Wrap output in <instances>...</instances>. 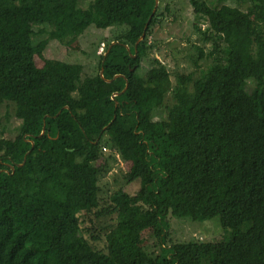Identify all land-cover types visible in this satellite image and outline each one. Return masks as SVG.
I'll return each instance as SVG.
<instances>
[{
    "label": "trees",
    "instance_id": "obj_1",
    "mask_svg": "<svg viewBox=\"0 0 264 264\" xmlns=\"http://www.w3.org/2000/svg\"><path fill=\"white\" fill-rule=\"evenodd\" d=\"M79 1L0 0V105L20 121L0 138V264H264V0H190L212 47L199 60L211 63L175 82L150 55L169 6L153 15L156 0ZM91 26L117 29L97 75L44 57ZM116 156L129 170L102 206ZM169 216L219 218L223 239L175 241Z\"/></svg>",
    "mask_w": 264,
    "mask_h": 264
},
{
    "label": "rangeland",
    "instance_id": "obj_2",
    "mask_svg": "<svg viewBox=\"0 0 264 264\" xmlns=\"http://www.w3.org/2000/svg\"><path fill=\"white\" fill-rule=\"evenodd\" d=\"M215 3L219 5L217 2ZM89 4L90 0L79 1V7L82 9L88 8ZM166 6H169L170 12H164V19L162 18L161 23L153 28V34L150 38L153 49L150 55L151 57L159 59L167 66L171 78L175 82L177 76L181 73L196 71L199 73L196 62H199L201 69H207L211 60H199L200 53L198 48L206 47L208 50L212 47L211 42L205 40L202 33L196 28V26H200L202 27V31H204L206 24L201 19L198 20L195 16L190 0H161L159 7L164 11ZM36 29L38 30V28ZM113 32H117V29L113 28L105 31L91 26L84 35L70 42V44L63 45L57 41L50 42L44 53V57L47 59L61 60L70 64H80L84 66L83 79L93 77L97 75V68L100 61L99 55L101 52L104 53L101 48L105 50L106 42L103 38L107 37L109 39ZM42 39H44L43 36L38 37L36 38V42L38 43ZM38 64L42 65V59H38ZM148 69L149 63L145 62L141 72L144 74ZM255 86L256 84L253 81H249L245 88L251 90ZM165 104L166 106L157 112L156 120L158 121H166V107L172 104L170 94ZM19 127L20 121L15 118L12 106L7 104L0 105V138L14 139L18 135ZM103 152L104 156L102 160H105L112 154L109 149ZM111 164L110 171L100 182L102 188L101 197L103 198L102 206L105 203H109L108 197L110 194L124 185L123 176L129 170V165L122 162L118 156L114 157ZM139 189L140 184L138 181L126 187V190L130 193H134ZM81 222L83 227L86 228L84 223L85 219L82 216ZM169 222L172 238L175 241L188 242L195 240L201 242H219L223 239L222 233H224V229L219 218L203 222H193L188 218H174L169 216ZM106 224V221L99 222L97 232L102 231ZM86 237L95 249L105 251L106 244L103 238L99 241H93L91 235H87ZM156 244L153 238L150 237L148 239L147 245L150 247L149 250L151 252L154 250L158 254L160 253V247Z\"/></svg>",
    "mask_w": 264,
    "mask_h": 264
},
{
    "label": "water",
    "instance_id": "obj_3",
    "mask_svg": "<svg viewBox=\"0 0 264 264\" xmlns=\"http://www.w3.org/2000/svg\"><path fill=\"white\" fill-rule=\"evenodd\" d=\"M159 2H160L159 0H156V5H155V9H154L153 15L156 13V11H157V9H158V7H159ZM153 15L151 16V18L149 19V21H148V23H147V26H146V28H145V33H146V30H147V28H148V25H149L150 21L152 20ZM145 33L141 36V38L138 40V42H137L136 45H138L141 41L144 40V38H145ZM128 50H130V49L128 48ZM134 57H135V55H134ZM103 72H104V70L102 69V70H101V73H100L102 77H103ZM117 77H119V76H116L115 78H117ZM103 78H104V77H103ZM106 81H107L108 83L112 82L111 80H106ZM127 87H128V84H127V86H126V88H125L124 91H126ZM124 91H123V92H124ZM123 92H122V93H123ZM122 93H121V94H122ZM118 95H120V94L116 93V94H114L113 97H116V96H118ZM115 118H116V117H114V119H115ZM44 133H45V130L43 129L41 135H43ZM24 163H25V160H24V162H23V164H22L21 166H23Z\"/></svg>",
    "mask_w": 264,
    "mask_h": 264
},
{
    "label": "built area",
    "instance_id": "obj_4",
    "mask_svg": "<svg viewBox=\"0 0 264 264\" xmlns=\"http://www.w3.org/2000/svg\"><path fill=\"white\" fill-rule=\"evenodd\" d=\"M103 47H104V46H103ZM101 49H102V51H103L104 48H101ZM103 151H107V148H104Z\"/></svg>",
    "mask_w": 264,
    "mask_h": 264
}]
</instances>
